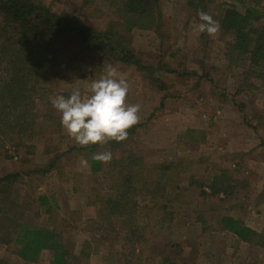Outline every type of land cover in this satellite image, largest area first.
I'll return each instance as SVG.
<instances>
[{"label": "rangeland", "instance_id": "374dc122", "mask_svg": "<svg viewBox=\"0 0 264 264\" xmlns=\"http://www.w3.org/2000/svg\"><path fill=\"white\" fill-rule=\"evenodd\" d=\"M38 1L98 31L118 22L110 0ZM229 6L241 10L234 0H211L207 14ZM160 10L158 34L134 29L129 36L137 60L149 70L158 67L156 75L114 61L100 65L98 54L62 44L59 66L41 86L30 133L1 138L0 177L22 175L13 188L25 222L56 229L73 264H264V242L241 243L219 226L229 216L264 236V80L253 77L247 61L229 64V39L219 31L201 40L200 21L186 0H161ZM111 69L128 83L127 102L140 104L139 123L116 148L88 147L111 152L110 161L129 151L141 157L145 171L132 184L139 242L124 239L119 219L111 221L113 231L96 230L91 204L111 183L102 173L90 174L88 151L68 137L52 107L56 96L76 89L86 98L91 83ZM71 147L79 150L66 154ZM37 169L45 174L26 176ZM38 197L49 198V207ZM0 264L31 263L0 245ZM35 264H51V254L42 252Z\"/></svg>", "mask_w": 264, "mask_h": 264}, {"label": "trees", "instance_id": "16d2710c", "mask_svg": "<svg viewBox=\"0 0 264 264\" xmlns=\"http://www.w3.org/2000/svg\"><path fill=\"white\" fill-rule=\"evenodd\" d=\"M110 1L118 22H111L105 30L98 31L66 13L51 11L38 0H0V141L5 133H30L41 86L55 74L65 42L77 45L81 53L98 54L100 65L106 60L114 61L147 71L148 76L156 75L158 67L149 70L137 60L129 36L134 29L158 34L163 21L161 0ZM234 1L241 10L229 6L213 16L219 23L218 31L229 39L224 57L229 64L247 61L253 77L264 80V0ZM210 3L211 0H186L196 19H199L198 12H208ZM200 36L204 41V33ZM232 100L236 103L233 97ZM136 129L134 126L129 130L128 138ZM107 144L116 148L121 142ZM83 149L88 151L86 164L90 174L102 173L112 187L101 200L91 204L97 208L99 225L96 230L113 231L111 221L119 219L124 239L139 242L136 237L143 229L136 222L133 196L137 194V187L132 184L134 179L142 178L145 171L141 157L129 151L118 160L105 163L93 160L95 153L89 147ZM78 150L71 147L66 154ZM55 163L56 159L49 162L48 169ZM37 173L45 174V171L37 169L25 174ZM21 179L18 173L0 177V245L26 263H37L42 252L47 251L51 254V264H73L68 244L56 229L26 223L25 209L16 201L13 188ZM156 192L155 188L151 196L156 198ZM37 202L49 207L50 200L38 197ZM49 212L47 209L46 214ZM219 226L221 231L232 234L241 243L263 245L264 236L239 220L224 216L219 219Z\"/></svg>", "mask_w": 264, "mask_h": 264}, {"label": "clouds", "instance_id": "9594fccd", "mask_svg": "<svg viewBox=\"0 0 264 264\" xmlns=\"http://www.w3.org/2000/svg\"><path fill=\"white\" fill-rule=\"evenodd\" d=\"M201 33L218 31L219 23L209 14L197 13ZM129 86L115 69L91 83L90 94L82 97L76 89L70 95H58L52 107L60 113V124L68 137L81 147L120 143L128 138L129 130L139 123L140 104L127 102ZM93 160L109 162L111 152L97 153Z\"/></svg>", "mask_w": 264, "mask_h": 264}, {"label": "crops", "instance_id": "0c3cea01", "mask_svg": "<svg viewBox=\"0 0 264 264\" xmlns=\"http://www.w3.org/2000/svg\"><path fill=\"white\" fill-rule=\"evenodd\" d=\"M227 91H229V89L227 88ZM233 94V93H232ZM247 138H249V136L247 135ZM261 147L259 146H256V148H255V150H258V149H260ZM243 151H245V150H243Z\"/></svg>", "mask_w": 264, "mask_h": 264}]
</instances>
